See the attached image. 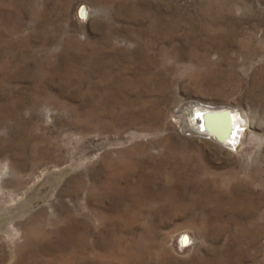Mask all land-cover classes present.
I'll use <instances>...</instances> for the list:
<instances>
[{"label": "rangeland", "instance_id": "374dc122", "mask_svg": "<svg viewBox=\"0 0 264 264\" xmlns=\"http://www.w3.org/2000/svg\"><path fill=\"white\" fill-rule=\"evenodd\" d=\"M0 264H264V0H0Z\"/></svg>", "mask_w": 264, "mask_h": 264}, {"label": "bare ground", "instance_id": "6f19581e", "mask_svg": "<svg viewBox=\"0 0 264 264\" xmlns=\"http://www.w3.org/2000/svg\"><path fill=\"white\" fill-rule=\"evenodd\" d=\"M177 111L180 112L179 119L190 130L227 147L236 146L239 134L247 124L240 112L226 106L213 107L195 102L179 106ZM7 172V169L4 170V173Z\"/></svg>", "mask_w": 264, "mask_h": 264}]
</instances>
